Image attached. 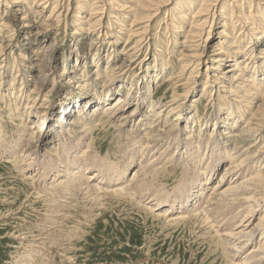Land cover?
Here are the masks:
<instances>
[{
  "label": "rangeland",
  "instance_id": "374dc122",
  "mask_svg": "<svg viewBox=\"0 0 264 264\" xmlns=\"http://www.w3.org/2000/svg\"><path fill=\"white\" fill-rule=\"evenodd\" d=\"M22 1L20 0L19 3H16V0H0V127L4 130L3 134L7 137L8 141L20 144V139L23 138L24 145H26L28 140H30L28 142L31 144L32 140L30 135L35 129L31 128L30 122L27 121L29 113L31 116L38 111L43 114L44 110H46V106H48L46 110L47 112H52L53 109L56 111L59 102L62 99L69 100L66 101V104L72 103L70 108L75 107L76 103L71 101L76 100L79 96H84L83 92H86L87 90H95L100 98L106 96L108 93L112 94L117 92L118 94L126 95L130 100H136L138 98L136 95V89L138 87L141 88V90H143L142 92L145 94L141 96L145 101V105L142 109L143 112H148V115H145L147 120H145L144 123L146 122L147 125L143 126V130L146 128L149 129L150 133L149 135H146V140L149 143V149L152 148L144 154L146 158L145 160H149L145 162V164H149H147L145 168L147 171H144L145 173L140 172L139 175L141 174V179H146V184L149 182L148 184L151 185L152 190L163 189L162 191L170 193L173 191V188L177 186V183L181 178V173L183 172L181 165L176 166V163H172L169 159L170 156L179 158L178 151L175 150H179L180 145L178 146V149L173 146L176 142L173 140V134L176 133L177 128L179 129V132L180 130L182 131V136L180 135L181 137L189 138L197 148H201L202 144L198 140L199 135H201L199 138L201 140L203 138L202 135L204 134L207 144L212 142L215 137V135L212 134V130L214 123H216L214 134H216V132L220 134L219 131L222 130L226 133L222 138L224 141L230 140L228 143L230 144L229 153H231V151L234 152V149H240L243 146H245L244 149L248 147L247 154L245 153V156L243 157L244 160L242 158L243 165L246 166L251 164L256 166V164H258L264 168V153H260L264 150L259 149L264 145V133L261 128L253 129L252 133H249L248 129L250 128H245L247 126V122L244 123L245 121L236 123V129L228 130H226V125H222L226 124L225 122H214L216 116H220L221 119H223L225 111H228V106L232 107L228 102L229 99L233 100L237 109H240L242 105L245 106L250 103L251 105L247 108L255 110L257 105L264 102V93L259 97L230 96L228 92L233 93V90L229 87L228 89L220 88V91L217 94L219 102L222 103L223 113H219L214 109L216 101L212 102V106L208 98V92H212L213 99L216 98L217 88L213 86L216 89L214 90L209 83L206 87V90L209 91L203 89L205 87L204 70L206 63H202L203 65L198 68L197 72L199 77H196L195 80L190 77L192 81L194 80L195 84L193 92H189L186 99H182L191 83L187 76L191 69L183 72L182 68L184 64L182 61H185L183 55L186 53V51L181 50L183 49L181 44V42H183V34L181 35V32L184 31L181 29H179V31L172 30V33L171 29L168 28V23H165V21L173 19L169 8L175 7L176 13L187 11L186 4L188 3L186 2L190 1L191 3H195L194 0H173L167 8L162 10L160 14L153 19L151 29H149L150 33L138 49H131L135 46L134 41L132 42L131 40H128L127 42L129 22L122 19L121 16H126V13H122V11L110 8V11L108 12L114 13L115 18L109 19L107 16L110 13H104L105 15L99 25L100 27H98L96 31L90 33L94 28L91 30L89 29L90 31L88 32L86 26L82 24L85 31L78 32L74 25L76 24L74 16L77 13L75 11L76 8H74L76 7L74 0H52L50 3L48 2L46 4V8H42L45 7V5L41 2L40 7L42 9L38 7L39 3L33 4L31 0H28L30 6H27L26 2L24 0ZM119 1L121 0H115V3L120 4ZM250 1L251 0L244 1L246 3L242 5L243 11L248 14L249 9L251 8L252 12L246 16V19L249 17V23L260 31L261 28L254 16L256 13L263 12L264 8L254 5L249 7L250 5H248V3ZM232 2L237 6H241V0H232ZM232 2L231 0H222L221 6H227ZM53 4H55L54 9H52ZM112 7H117L119 9V5ZM218 9L219 8H217V10ZM51 11L54 13L55 17L49 19ZM165 12H167L166 15ZM88 13L89 11L86 10L84 15H80L86 17ZM241 15L243 16V14ZM259 15H261V13ZM165 17L167 18L164 19ZM190 17L191 14L188 15V19L185 21L184 25L183 23H179L178 19H176L177 21H174L176 22V30H178L177 26H186L185 30L187 31ZM263 19L264 16L262 20ZM115 21L119 22L121 27H118L115 24ZM219 23L222 24L221 19L217 20L215 23L216 25L213 28L212 42L208 45L207 55H211L212 51L217 48V43L215 44V42L218 38L217 31L221 28V24L219 26ZM249 23L242 25L244 30L247 31V28L250 26ZM132 30H136V27ZM26 34L28 35L26 36ZM247 38L248 41H253L254 35H250ZM46 39H51L52 42L49 43L55 44L52 61L48 64L51 65L50 69L53 74L51 75L49 84L46 82V84H48L45 86L46 91L44 88L40 91L35 90V87L38 86L36 80L38 75L36 71H38L39 67L36 62L38 55L34 52L38 47L42 46L43 42L47 41ZM91 40H94V42ZM174 42H176V44ZM44 45L46 44L44 43ZM184 46L185 48L188 47L186 43ZM74 48L79 50L78 58H75L73 55ZM252 49L253 54H255L257 58H263L264 62V43L260 42L255 45L254 42ZM83 52H86L85 54L87 58L93 60L92 63L91 60H88V62L86 61L87 65L85 68H83L84 65H82L83 63L80 62L79 58L80 53L84 56ZM154 54L160 57L164 56L163 60L165 66L161 74L159 72L160 66L156 65V67H152L153 64H151V61H153L154 56H156ZM121 61H124V65L121 67H124L122 69V73H124L122 75L123 77L119 78L118 75L120 74L115 70V67L119 65ZM53 66L54 68H52ZM251 67L252 66H249L248 69L251 70ZM225 69L226 68L224 67L221 68L222 71H225ZM94 71H96L95 75ZM262 71H264V69ZM54 74H56V76ZM155 74L160 75L154 80L153 75ZM247 74L249 75L251 72ZM210 76H213V71ZM149 77L152 78L149 80ZM170 77L173 79H170ZM257 77L264 78L261 74ZM69 78H72V80H69ZM113 80L114 82H112ZM143 83L146 85L145 88L142 86ZM223 89L226 91V96H223L225 94L222 92ZM203 90L207 93L203 94ZM258 91H261V89ZM261 92L264 91L262 90ZM26 93L28 95L30 94V96L28 97ZM85 96H89V94ZM174 96H177L178 99L173 100ZM260 97H262V99ZM178 100H180L179 103H176ZM241 100H245V102L243 101L244 104ZM179 104L180 109L177 110L182 114V117L179 120L180 122L176 124L175 120L177 119V116L175 114L178 111H175L176 113L170 112L168 115L169 119H166L168 111L166 107L171 105L177 107ZM77 105H79V103H77ZM133 107V104L130 105L126 112L130 111ZM101 108L102 107H100V109ZM247 108L246 110L248 111V114L254 111H250ZM149 109L151 112L146 111ZM19 114H23V118H18L17 115ZM45 115L46 113L44 114L43 119H45ZM193 115L194 118L187 120L186 123L182 120V118L185 119L186 117L190 119ZM250 115L249 117H251ZM10 118L12 120H10ZM92 121L95 123H92L88 129V143L90 149L93 148L95 151L98 150L102 158L110 160V163L114 165L113 170L110 172L125 171L123 179L129 180L138 169V167L135 166L138 165L137 163L141 160L143 153L139 150L138 159L136 158L134 163L136 164L134 165L135 168L133 166L129 167V159L126 158V160L122 162L123 158L121 156V153L122 155L125 153V148L127 147L128 149V146H131V143L122 135L123 133L121 132V129L123 130L125 128L122 120L116 121L113 118L111 119L109 114H104L99 115L97 119L94 118ZM218 125H221V127H218ZM241 129L242 131L244 130V133H242L244 135L240 136L239 133ZM200 130L201 132H199ZM237 130L239 133H236L235 135V131ZM228 133H233L235 136L230 137V139ZM10 142L6 146L11 147L12 143ZM177 143H179V141ZM145 146L146 145H144L143 148ZM182 147L183 146H181V148ZM8 149L11 150V148ZM244 149H242L243 152L246 151H244ZM258 150L259 152H257ZM163 154H169V156L160 163L157 158ZM9 155L10 154L2 155L1 153L2 157ZM250 158L251 160H249ZM3 159L4 158H0V264L237 263L232 250L237 251L239 249L233 248V241L226 240L225 243L224 238L219 237L222 231L217 232L216 228H214L205 217L203 220V218L199 219L198 215H194L188 217V219H185L187 217L183 219L180 217L177 221L171 220V222H169L168 215H164L162 212L166 208H162V211L155 210L156 207L152 208L153 205H156V202L154 201V196L151 197L147 195V193L149 194L147 191L144 192V194H138L135 192L134 188L129 187L121 192L115 190V193L114 191L111 193L106 192L107 195H104L105 192L100 193L95 189L92 191L88 185L86 186L83 184H81V186L79 185L81 188L79 187L76 191H65L61 188L57 190L59 187H55L57 185L53 184L49 178L54 174L50 173L49 176L45 175L46 177L38 175V178L31 179V181L25 177L26 175L28 176V174L23 175L24 172L21 164L24 162H19V165L15 167L13 166V163ZM260 159H263V161L257 163ZM117 162H120V164L115 165L118 164ZM205 162H203V167ZM151 163L152 166L150 165ZM222 163L219 160L217 164H219L221 169H217L216 173H218L209 180L208 196L210 198H213V194L210 195L213 192L212 188L219 184L223 175L226 176V174H228L226 169H229L230 171V168H227V166H230L228 162L222 160ZM116 166H123L124 168H118ZM149 166L151 168L150 170L147 169ZM173 167H175V172H173ZM180 168L182 170H180ZM205 169L204 171L202 169L203 172L201 173L208 176L207 170ZM41 173L44 172L41 171ZM34 174L35 171L33 172V175ZM87 174L90 173L87 172ZM186 178L187 177H185V179ZM97 179L98 181L96 182L104 185V182L100 180L101 178L97 176ZM151 181H154L155 183ZM92 184L93 183H91L90 186H92ZM102 185L100 187L105 188ZM38 188L40 189V192L37 190ZM88 188L90 191H88ZM139 195L142 196L139 197ZM39 196L42 197L39 198ZM138 198L140 199L138 200ZM229 199L230 198L226 200L229 201ZM226 200H214L216 203L214 201L211 203L208 200V202L206 201L208 204L206 203L207 205H205V209H210L214 215L215 210H217L219 206L222 208L225 206L224 209H226V205L223 204ZM231 202H229V204ZM236 202L237 201L234 203H242V200L240 199L239 202ZM200 210H202V208ZM263 211L264 208L261 212ZM194 212L195 211H192V213ZM204 212L205 211H201L200 214H205ZM157 213H161L158 214L159 217ZM185 214L183 215L188 216L189 213ZM160 215H163L164 218ZM246 240V237L244 238L240 236L237 242H240L242 245ZM41 242L42 244H40Z\"/></svg>",
  "mask_w": 264,
  "mask_h": 264
},
{
  "label": "bare ground",
  "instance_id": "6f19581e",
  "mask_svg": "<svg viewBox=\"0 0 264 264\" xmlns=\"http://www.w3.org/2000/svg\"><path fill=\"white\" fill-rule=\"evenodd\" d=\"M24 1L26 2L27 6H30L28 0H24ZM31 1L33 2V4L39 3L38 7H40L41 2H42L43 5H45V7H42V8H46L47 7L46 4L48 2L50 3V1L52 0H31ZM74 1H75L74 3H76V7L74 8H76L75 11L77 12L76 15L74 16L76 20L75 21L76 24H74L76 31L78 32L85 31V28L82 27L83 25L86 26V29L88 30V32L92 28H94V30L90 31V33L93 31H96V29L100 27L99 25L101 21L103 20L104 15L106 13H110L108 12L110 11V8L117 9L119 11H122V13H126V16H121V17L122 19L127 20L129 22V30L127 32L128 33L127 42L128 40H131L132 42L134 41L135 46L134 47L132 46L133 48L131 49H134V48L138 49L139 46L141 47L142 42L145 41L146 38L148 37L150 33L149 29H151V24H152L153 19L156 18L162 10L167 8L173 0H121L119 1L120 4L115 3V0H74ZM179 1H184V0H179ZM194 1L195 3H191L190 1H187L186 2L188 3L186 4L187 11H182L180 13L175 12V7L169 8L170 12L172 13L173 19H170L169 21H165V23H168L167 24L168 28L171 29L172 33L174 30L179 31V29L184 31V32H181V35L182 34L184 35V36L182 35L183 42H181V44H182L183 49L181 50L186 51V53L183 55L185 61H182L184 63L182 68H183V72L189 71L191 69L187 75L189 77L187 78L188 80H190L189 82L191 83L189 84L190 86L187 88V91L184 93L185 96L182 99H186L189 92L190 93L191 91L193 92L195 88L194 80L196 79V77H199L197 72H198V68L201 65H203L202 63H206V67L204 70L205 87L203 88L205 91H209V90H206V87H207V84L210 83L211 84L210 86L212 87L214 86L215 88H217L216 90L213 87V89L216 90V94L219 93L220 88L228 89L229 87L231 90H233L232 91L233 93L228 92L230 96H236V95L240 97L241 96L242 97L243 96L244 97L246 96L247 97H250V96L259 97L260 95L262 96V94L264 93V92H261L262 90L264 91V78L262 77L258 78L257 76H259L260 74L261 76H264V71H262L264 69V62H263V58H257V56L253 54L252 46H254V42H255V45L259 44L260 42L264 43V19L262 20L264 16V9H263V12L262 11L260 12L261 15H259L260 13H256V15L254 16L257 19V22L259 23V26L261 28V30L258 31V29H256L254 26H252L251 23H249L248 20H250V18L248 17L246 19V16H248V14L251 13L252 11H251V8L249 9L248 14H246L245 11H243L242 5L246 3L244 2L245 0H241V6H237L236 4H234V2H232V0H231L232 3L227 6L226 5L221 6L222 0H194ZM19 2L20 0H16V3H19ZM111 5L112 6L119 5V9L117 7H112ZM248 5H250L249 7L254 5L257 7L264 8V0H251L248 3ZM54 7H55V4H53L52 9H54ZM217 8H219L220 10L219 9L217 10ZM86 10L89 11L88 15L86 17L82 16L86 13ZM166 13L167 12H165V15ZM190 14H191L190 21L187 25L188 30L187 31L185 30L186 26H181V27L177 26L178 30H176V26H175L176 22L174 21L178 19V22L181 24L183 23L184 25L185 21L188 19V15ZM241 14H243V16ZM114 15H115L114 13H110L107 17L109 19L110 18L113 19L115 18ZM51 17L53 18L55 17L52 11L49 15V19ZM166 18L167 17H165L164 19ZM218 19H221L222 24L219 23V26L221 24V28L218 29L217 31L218 38H217V41L215 42V44L217 43V48H215L212 51V53L214 52L213 54L211 53V55H207L208 45L210 44V42H212V31ZM246 23L250 24V26L247 28V31L244 30V27L242 26ZM115 24L118 27H121L119 22L115 21ZM135 27H136V30H132ZM27 35L28 34H26V36ZM250 35H254L253 41H250V40L248 41L247 37ZM46 40L47 41L43 42L42 46L38 47L36 51L34 52L36 55H38V59L36 60V62L38 63V67H39L38 71H36L38 75V78L36 79L38 86L35 87L36 88L35 90H40V91L43 88L46 91L45 86L49 84V81L51 80V75L53 74L52 70L50 69L51 65H48V64L52 61V55H53V51L55 48L54 47L55 44L49 43V42H52L51 39L50 40L46 39ZM91 41L94 42V40H91ZM44 43L46 45H44ZM174 43L176 44V42ZM185 43L188 46L187 48H185L184 46ZM83 53H84V56L82 55V53H80L79 58H80V62L83 63L82 65H84L83 68H85V66L87 65L86 61L88 62V60H91V58L89 59L86 57V54H85L86 52H83ZM78 54H79V50L74 48L73 50L74 57L78 58L77 57ZM163 57L164 56L160 57L156 55L154 56L153 61H151L152 62L151 64H153L152 67H156V65L160 66L159 67L160 74L165 66ZM92 61L93 60H91V63ZM123 62L124 61H121L120 64L115 67V70L118 71L120 74L118 75L119 78L123 77L122 75L124 72L122 73V69L124 67L121 68L124 65ZM249 66H252L251 70L248 69ZM222 67L226 68L225 71L221 70ZM52 68H54V66ZM212 71H213V76H210L212 75ZM250 72L251 74L248 75L247 73H250ZM95 74H96V71H94V75ZM153 74H154V71H153ZM160 74L153 75V79L155 80L156 77L158 78ZM214 74H215V77H214ZM54 75L56 76V74ZM190 77L194 78V80L192 81ZM150 78L152 77H149V80ZM170 79H173V78L170 77ZM69 80H72V78H69ZM46 82H48V84H46ZM112 82H114V80ZM142 86L145 88L146 85H144L143 83ZM224 86H227V87H224ZM225 89H223L222 91L225 93V94L223 93L224 94L223 96H226V91H224ZM260 89L261 91H258ZM204 90L202 91L203 94L205 93ZM142 91L143 90H141V88L137 87L136 95L138 96V98L136 100L134 99L130 100V98L127 97L126 95L118 94L117 92L116 93L114 92L112 94L108 93L106 96L100 98L97 95V91L87 90L86 92H83L84 96H79L78 98H76V100L71 101V102L76 103L75 107L70 108L72 103L66 104V101H69V100L62 99L59 102L58 109L56 111L55 109H53L52 112H47L46 110L48 106H46L45 107L46 110H44L43 114L38 111V112H35L33 116H31L29 113L27 117V121L30 122L31 128L35 129L33 132H31V135H30V138L32 140L31 144L30 142H28L30 140H28L26 142V145H24L23 138L20 139L21 140L20 144H16V143H12L8 141L7 137L3 134L4 130L0 127V158L1 159L4 158L8 160V162L13 163V166L15 167L19 165V162L21 163L24 162L21 164L23 172H24L23 175L28 174V176L26 175L25 177L29 180L38 178V175L39 176H45V175L49 176L50 173L54 174L50 176L49 178L53 184L57 185L55 187H59L57 188V190L61 188L62 190H65V191H71V190L76 191V189H78L81 186V184H83L86 186L88 185V187L92 189V191L95 189V190H98L100 193L105 192L104 195L106 194V192L111 193L112 191H114L115 193V190L117 192L118 191L121 192V191L128 189L129 187L134 188L135 192L138 194H142V193L144 194V192L147 191L149 192V194L147 193V195L151 197L154 196V201L156 202V205L155 206L153 205L152 208L156 207L155 210H161L162 208H166L164 211L162 210L161 211L164 213V215L165 214L168 215V218H169L168 221L170 220L169 222H171V220L177 221V219L180 217H182L181 219L185 217H187L185 219H188V217L198 215L199 219L203 218L204 220V217H205V219L210 224H212L214 228H216L217 232L222 231L219 237L224 238L225 243H226V240L233 241L232 242L234 243L233 248L239 249L237 251L232 250V252H234V258L237 261V263L235 262V264H238V261H239V264H264V211L261 212L262 209L264 208V168L258 164H256V166L251 165V164L246 165V166L243 165L242 158L245 156V153L247 152L248 147L244 149L245 146H243L240 149L238 148L234 149V152L231 151V153H229L230 144L228 143L230 142V140L224 141V139L222 138L226 133L222 130V131H219L220 134H218L217 132L216 134H214L216 123H214L213 130H212V134L215 135L212 142H209L207 144L206 143L207 141H205V138H204V134L202 135L203 138L201 140L199 139L201 135H199L198 140L202 144L201 148H197V146H195L193 144V141L190 140L189 138L181 137L182 131L180 130L179 132V129L177 128L176 133L173 134L174 135L173 140L176 141L173 144V146L178 149V146L180 145V149L175 150V151H178L179 158H174L173 156H170L169 159L172 161V163L175 162L176 166L181 165L183 169V172L181 173V178L178 181L177 186H175L173 188V191H171L170 193L167 191L166 192L162 191L163 189L162 190H159V189L152 190L151 185L148 184L149 182L146 184L145 183L146 179L145 178L144 180L141 179V176H140L141 174L139 175L140 172L147 171L145 170V168L148 163L145 164V162L149 160L148 159L145 160L146 158L144 154L148 150L152 149V148L149 149L150 148L148 147L149 143L146 140V135H149L150 131L148 128L143 130V126L147 125L146 122L144 123V121L147 120V117L145 115H148L147 114L148 112L147 113L143 112V109H142L143 106L145 105L144 104L145 101L141 97L144 94ZM87 94H89V96H85ZM208 94H209L208 98L212 106H213L212 102L216 101L214 109L219 113H223L222 103L219 102L218 100L219 98L218 94L216 95V98L214 99L212 97V92H208ZM29 96L30 94L28 95V97ZM240 97H236V98H240ZM260 98L262 99V97ZM175 99H178L177 96H174L173 100ZM179 101L180 100H178L176 103H179ZM243 101L245 102V100ZM246 101L248 102L247 99ZM228 102L231 104L232 107L228 106L227 108L228 111H225L223 119H221L220 116H216V118H214V122L215 121L225 122L226 124H222V123L221 124L226 125L227 126L226 130H228V129H236V126H235L236 123L245 121L244 123L247 122V126L244 124L246 126L245 128H250L248 129L249 133H252L253 129H257V128H261V130L264 133V102H261V104H259L258 102L259 105L256 106L255 110L254 109L251 110L250 108H247L248 106L251 105L250 103H248V105H245L246 108L249 109L250 111L254 110L253 112H250L249 114L244 105H242L240 109H237L236 105L233 103V100L229 99ZM77 103H79V105H77ZM132 104L134 105V107L130 111L126 112L127 108ZM100 107L102 108L100 109ZM166 109L168 110V111L166 110L167 111L166 119H169L168 118L169 113L178 111L180 109V104L177 107H173V105L168 106L166 107ZM146 111L151 112L150 109ZM45 113H46L45 119H43V116ZM104 114H109L111 116V119L113 118L116 121L122 120L123 126L125 127L123 130L121 129V132L123 133L122 134L123 137L131 143V146H128V149L127 147L125 148V153L123 152L124 153L123 155L121 153V156L123 158L122 162L125 161L126 158H128L130 162L129 167H132V166L134 167V165H136L134 164L135 160L136 158L138 159V151L140 150L143 153L141 160L138 161L139 163H137L138 165L135 166V167H138V169L135 171V173L133 174L131 178L129 177L130 178L129 180L123 179L125 171L110 172L114 168V165L110 163V160H108L107 158H102L98 150L95 151L93 148L90 149V145L88 143V132H89L88 129L90 128L92 123H95L94 121H92L94 120V118L97 119L99 115H104ZM22 115L19 114L17 115V117L21 118ZM175 115L177 116V119L175 120L177 124L178 122H180L179 120L181 119L182 114L178 111ZM249 115L251 117H249ZM193 118H194V115L190 119L186 117L185 119L182 118V120H184V123H186L187 120H191ZM10 120L12 119L10 118ZM219 126L221 127V125H218V127ZM242 129L240 130V133L238 131L239 129L235 131V135L236 133H239L240 136L244 135L242 134L244 133V130L242 131ZM201 130L199 132H201ZM235 135L233 133L232 134L230 133L228 136L230 138V137H234ZM178 141L179 143H177ZM9 142L12 143L11 147L6 146ZM32 144L33 145L35 144V145L33 146ZM144 145L146 146L143 148ZM181 146L183 147L181 148ZM8 148H11V150H9ZM242 149L246 151L243 152ZM259 149L264 150V145L261 146V148ZM257 152H259V150ZM1 153L2 155H6V154L7 155L10 154V155L6 157H2ZM260 153H264V151ZM167 156H169V154H163L159 156V158L157 159L161 163L164 159H166ZM219 160L221 163H222V160H225L226 162H228L230 166H227V168L229 167L230 171L229 169H226V172L228 171V174H226V176L223 175V178L221 181H219V184L214 186V188H212L213 192L209 194L210 195L213 194V198H210L208 196V185L210 183L209 180L210 178L212 179L218 173V172L216 173L217 169H221L219 166L220 163L217 164ZM249 160H251V158ZM261 161H263V159H260L259 162L257 163H261ZM120 162L119 163L117 162L118 164H115V165H119ZM203 162H205L204 167H203ZM150 165L152 166V163ZM116 167L124 168L123 166L121 167L116 166ZM175 167L172 168L173 172H175ZM147 169L150 170L151 169L150 166ZM182 169L180 168V170ZM202 169L203 171L204 169L207 170L208 176H205L204 173L203 174L201 173L203 172ZM34 171H35V174L33 175ZM41 171H43L44 173H41ZM87 172L90 174H87ZM97 176L101 178L100 180L104 182V185L96 182L98 181ZM185 177L187 178L185 179ZM151 182H154V181H151ZM91 183H93L92 186H90ZM101 185L104 186L105 188L100 187ZM90 189L88 191H90ZM37 190H39L40 192L39 188ZM141 196L139 195V197ZM40 197L42 196H39V198ZM228 198H230L229 201H227ZM139 199L140 198H138V200ZM221 199H225V200L227 199L224 203L222 202L224 205H226V209H224L225 206L223 205H221L223 206V208L217 205L219 206V208L216 207L218 209L215 210V212L213 211L214 215L210 211V209L209 210L205 209V205L208 204L207 203L208 200L209 202L212 203V201L214 200L217 201ZM240 199L242 200V203L239 202ZM216 201L214 202L216 203ZM235 201L239 203L235 204L234 203ZM229 202L231 203L229 204ZM201 208L202 210H200ZM192 211H195V212L192 213ZM201 211H205L204 212L205 214H200ZM147 212H148V209H147ZM185 213L186 214L189 213L190 215L188 214V216H184L183 214ZM158 214H161V213H157V215ZM180 214L183 215L184 217L181 216ZM240 236L247 238L246 242L245 241H244L245 243L243 242L242 244L243 246L240 244V242H237ZM40 244H42V242Z\"/></svg>",
  "mask_w": 264,
  "mask_h": 264
}]
</instances>
